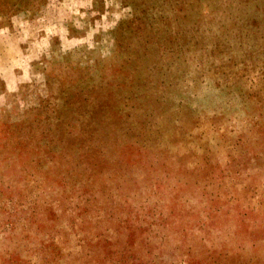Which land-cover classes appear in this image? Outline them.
Segmentation results:
<instances>
[{
  "label": "rangeland",
  "instance_id": "374dc122",
  "mask_svg": "<svg viewBox=\"0 0 264 264\" xmlns=\"http://www.w3.org/2000/svg\"><path fill=\"white\" fill-rule=\"evenodd\" d=\"M0 264H264V0H0Z\"/></svg>",
  "mask_w": 264,
  "mask_h": 264
}]
</instances>
